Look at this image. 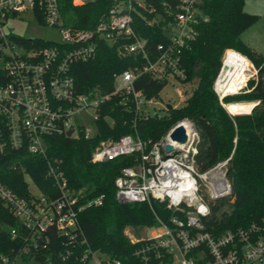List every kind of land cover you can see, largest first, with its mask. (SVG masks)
I'll return each instance as SVG.
<instances>
[{"label":"built area","instance_id":"obj_1","mask_svg":"<svg viewBox=\"0 0 264 264\" xmlns=\"http://www.w3.org/2000/svg\"><path fill=\"white\" fill-rule=\"evenodd\" d=\"M71 1L74 6H81L98 0ZM109 1L106 18L94 29H81L64 26L62 0H0V164L24 167L25 155L40 157L46 162L47 177L54 181L60 193L55 199H49L36 186L38 194L33 193L30 186V199H27L0 183V198L25 227L39 233L55 226L63 235H69L78 228L81 211L104 202V196H100L80 203L82 191L70 187L61 162L49 156L50 139L95 137L103 107L113 97H124L146 119L154 116L148 107L155 99H147L136 89L137 79L142 74H150L167 85L182 84L186 79L182 63L184 50L197 38L198 26L209 20L201 10L202 0H162L161 7L167 17L157 14L148 24L164 23L166 42L157 45V54L152 59L146 48L147 39L135 31L134 23L136 13H152L156 8L147 0ZM25 12H32L37 19L41 17L45 24L59 27L63 41L43 46L30 39L31 45H26L7 35L4 27L10 19ZM101 42L114 46L121 55H141L146 64L140 70L115 74V88L110 94H81L72 67L93 59ZM231 51L234 50H227L224 58ZM221 72L222 69L214 88L223 101L225 97L215 87ZM248 73L249 80L256 78L253 63ZM89 112L94 130L77 123L83 113ZM181 124L187 129L189 141L178 153L167 156L166 145H174L170 134ZM197 141L194 124L184 120L153 145L132 135L98 145L92 156L94 163L140 155L139 163L124 168L115 180L119 203L154 201L164 204L172 213L167 221L157 218L158 225L145 228L141 238L128 232L131 227H127L125 234L134 244L145 243L136 254L146 262L155 259L160 264H264V221L237 229L207 230L206 222L212 216L209 202L230 197L231 184L227 179L228 160L204 173L198 171ZM12 236L16 237L15 230ZM33 249H39L35 239ZM80 260L85 264H120L92 250L85 252ZM1 264L14 262L4 257Z\"/></svg>","mask_w":264,"mask_h":264},{"label":"trees","instance_id":"obj_2","mask_svg":"<svg viewBox=\"0 0 264 264\" xmlns=\"http://www.w3.org/2000/svg\"><path fill=\"white\" fill-rule=\"evenodd\" d=\"M161 1L147 0L156 12L135 14V31L147 39L146 48L152 59L157 54V45L166 42L164 23L148 24L157 14L167 17ZM110 5L109 0L81 6H74L71 0H62L64 26L94 29L106 18ZM200 7L209 20L198 26L197 38L189 42L183 53L186 79L182 84L198 80L184 104L173 106L165 115L146 119L138 115L133 104L124 97H113L103 107L95 137L51 138L49 156L61 162L70 187L82 191L84 196L80 203L100 196H104V202L81 211L78 228L63 235L55 226L41 233L28 229L0 198V264L4 257L12 262L22 257L42 264H85L80 258L89 250L120 264H160L155 259L146 262L138 256L137 250L145 243H132L125 231L127 227L156 226L157 218L167 221L172 213L162 203L121 204L116 199V178L124 168L136 166L140 155L122 156L102 163H94L92 156L102 141H118L127 135L139 136L153 145L184 120L191 121L198 133L195 166L199 172L204 173L228 160L231 196L209 202L212 216L206 222L207 230L237 229L264 221V55L242 38L260 16L245 11V0H202ZM38 20L43 23L41 17ZM14 38L31 45L30 39ZM34 41L43 46L55 44L40 39ZM227 50L236 52L231 51L224 58L225 63L239 62L249 70L251 61L257 76L249 81L246 92L229 96L239 93L245 86L237 88L221 101L214 85ZM145 64L143 56L121 55L114 46L101 42L93 59L73 65L72 75L79 93L110 94L115 88V74L140 70ZM166 86V81L150 74H142L136 81V89L147 99L158 98ZM22 163L24 167L0 164V183L30 199L29 178L49 199L58 197L60 193L54 181L47 177V165L42 158L25 155ZM34 239L38 242V250L33 249Z\"/></svg>","mask_w":264,"mask_h":264},{"label":"rangeland","instance_id":"obj_3","mask_svg":"<svg viewBox=\"0 0 264 264\" xmlns=\"http://www.w3.org/2000/svg\"><path fill=\"white\" fill-rule=\"evenodd\" d=\"M245 11L249 14L260 16V19L242 34V38L246 43H248L257 52L264 55V0H245ZM4 31L7 35H13L16 38L21 37L24 39H40L46 42H55V43H59L63 41V36H62L61 30L59 27L48 25L45 23H40L39 20L34 16L32 12H25L18 18L10 19V21L4 27ZM225 55L226 53L224 54L222 61ZM236 63L244 68V66L241 65L239 62H236ZM226 65H231V64H226ZM248 71L249 70L245 72L247 75L246 81L250 77ZM254 74L255 73L253 71V75ZM251 79H253V77H251ZM197 81H198L197 79H194L191 83L178 84V83L172 82L171 84H168L161 91L159 97L155 99L154 104L148 107V111L152 115L162 116L166 114L168 110L167 109L168 105H172L174 107H179L183 105L184 101L189 96V92L191 93L193 88L197 85ZM248 83H247V86L244 84L239 86L240 88L245 86L242 90L239 91V93L229 95L230 93L233 92V91L230 92L231 91L230 90L227 92L228 95L236 96V95H240L241 93L246 92V89L248 88ZM90 114L91 112L83 113L77 119V123L78 125L85 126L87 128H91L94 130L95 127L93 123V118L91 117ZM27 180L30 183L32 192L37 195L38 192H37L35 185L29 180V178H27ZM145 228L147 227H140V228L131 227L129 228L128 232H130L131 234H135L134 236H136L137 238H141L143 236V233H144L143 231ZM14 264H42V263L34 259H24L22 257H19L15 260Z\"/></svg>","mask_w":264,"mask_h":264},{"label":"bare ground","instance_id":"obj_4","mask_svg":"<svg viewBox=\"0 0 264 264\" xmlns=\"http://www.w3.org/2000/svg\"><path fill=\"white\" fill-rule=\"evenodd\" d=\"M230 63V62H227ZM225 63V65L227 64ZM247 70L244 69L239 64H231L226 65V69L221 72V75L219 76L217 83H216V90L220 94L221 97H225L228 91L232 92L233 90L240 88L239 86L244 84L246 85V72ZM246 81V82H245ZM245 82V83H244ZM235 87V88H234ZM229 92V93H230ZM216 178V177H215Z\"/></svg>","mask_w":264,"mask_h":264},{"label":"water","instance_id":"obj_5","mask_svg":"<svg viewBox=\"0 0 264 264\" xmlns=\"http://www.w3.org/2000/svg\"><path fill=\"white\" fill-rule=\"evenodd\" d=\"M222 71L226 69V65L223 63L222 65ZM225 107V105L223 104ZM172 105H168L167 109H172ZM72 132L68 133V136H71ZM170 139L174 143L168 144L165 147V151L167 153V156H173L174 154L178 153L180 150V147L187 144L189 141V136L187 129L184 125H179L173 129V131L170 134Z\"/></svg>","mask_w":264,"mask_h":264}]
</instances>
